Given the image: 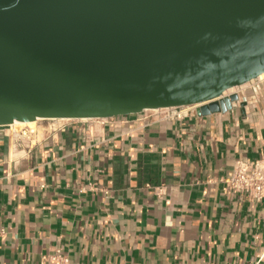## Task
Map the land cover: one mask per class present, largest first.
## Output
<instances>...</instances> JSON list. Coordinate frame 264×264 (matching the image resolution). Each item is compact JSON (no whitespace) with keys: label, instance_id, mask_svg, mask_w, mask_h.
<instances>
[{"label":"crops","instance_id":"0c3cea01","mask_svg":"<svg viewBox=\"0 0 264 264\" xmlns=\"http://www.w3.org/2000/svg\"><path fill=\"white\" fill-rule=\"evenodd\" d=\"M236 89L238 107L182 120L0 126V264H264V198L226 180L264 156V81Z\"/></svg>","mask_w":264,"mask_h":264},{"label":"water","instance_id":"95a60500","mask_svg":"<svg viewBox=\"0 0 264 264\" xmlns=\"http://www.w3.org/2000/svg\"><path fill=\"white\" fill-rule=\"evenodd\" d=\"M262 73L264 0H0V126L208 115Z\"/></svg>","mask_w":264,"mask_h":264},{"label":"built area","instance_id":"2783aa9c","mask_svg":"<svg viewBox=\"0 0 264 264\" xmlns=\"http://www.w3.org/2000/svg\"><path fill=\"white\" fill-rule=\"evenodd\" d=\"M256 80L257 85L264 81L260 77L252 81ZM194 111H196V106L183 105L146 109L143 112L149 122H157L161 120H182ZM71 120L74 119L59 121L53 129H65L67 123ZM226 180L234 191L245 193L258 201L262 200L264 198V156L255 159L238 160ZM154 190L160 197L166 191L163 185L155 186ZM2 231L3 229H0V232Z\"/></svg>","mask_w":264,"mask_h":264},{"label":"rangeland","instance_id":"374dc122","mask_svg":"<svg viewBox=\"0 0 264 264\" xmlns=\"http://www.w3.org/2000/svg\"><path fill=\"white\" fill-rule=\"evenodd\" d=\"M237 90L236 87L234 91ZM58 120H51V119H46V120H41L38 121L37 125L35 128H30L29 126L25 125L23 127H18V126H3L5 128H12L13 131L15 132H26L27 134H34L37 136H41L44 132L52 130L53 128L56 127L58 124ZM36 139V138H34Z\"/></svg>","mask_w":264,"mask_h":264},{"label":"bare ground","instance_id":"6f19581e","mask_svg":"<svg viewBox=\"0 0 264 264\" xmlns=\"http://www.w3.org/2000/svg\"><path fill=\"white\" fill-rule=\"evenodd\" d=\"M260 78L261 79H264V73H262L260 75ZM234 89L235 88L228 89L227 92H232V91H234ZM193 106H198V104L197 105H193ZM46 119H48V120L51 119V120L63 121V120H70L71 118H44V117H39V118H37L35 120H32V121H18V120H16L14 123H12V124H10L8 126L23 127V126L27 125L30 128H35L36 125H37V123H38V121L46 120ZM81 119L86 120V119H89V118H81Z\"/></svg>","mask_w":264,"mask_h":264}]
</instances>
